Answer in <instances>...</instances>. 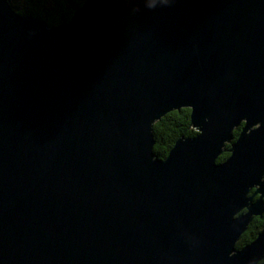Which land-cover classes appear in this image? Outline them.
Here are the masks:
<instances>
[{
	"label": "water",
	"instance_id": "obj_1",
	"mask_svg": "<svg viewBox=\"0 0 264 264\" xmlns=\"http://www.w3.org/2000/svg\"><path fill=\"white\" fill-rule=\"evenodd\" d=\"M263 213L264 0H0V264H258Z\"/></svg>",
	"mask_w": 264,
	"mask_h": 264
},
{
	"label": "trees",
	"instance_id": "obj_2",
	"mask_svg": "<svg viewBox=\"0 0 264 264\" xmlns=\"http://www.w3.org/2000/svg\"><path fill=\"white\" fill-rule=\"evenodd\" d=\"M84 1L85 0H8L12 9L17 13L39 17L43 19L48 26H56L69 22L73 13ZM196 134L197 132L191 126L190 109L182 108L179 111H171L153 125V137L155 141L153 152L159 159H165L178 139L182 137H193ZM225 148H229V145H226ZM228 157L229 153L226 151L223 152L218 157L217 163L223 162ZM263 228L264 213L262 217L253 218L247 230L239 238L236 248H241L251 243ZM258 264H264V258Z\"/></svg>",
	"mask_w": 264,
	"mask_h": 264
},
{
	"label": "flooded vegetation",
	"instance_id": "obj_3",
	"mask_svg": "<svg viewBox=\"0 0 264 264\" xmlns=\"http://www.w3.org/2000/svg\"><path fill=\"white\" fill-rule=\"evenodd\" d=\"M235 131H236V132H235ZM239 133H240V129H236V130H234V132H233L234 140L237 139V137L239 136Z\"/></svg>",
	"mask_w": 264,
	"mask_h": 264
}]
</instances>
